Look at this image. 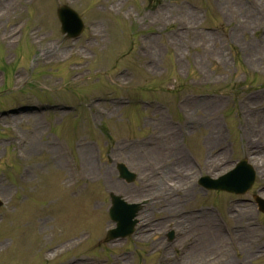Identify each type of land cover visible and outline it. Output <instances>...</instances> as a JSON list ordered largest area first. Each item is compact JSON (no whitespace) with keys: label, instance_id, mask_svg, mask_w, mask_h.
<instances>
[{"label":"rangeland","instance_id":"obj_1","mask_svg":"<svg viewBox=\"0 0 264 264\" xmlns=\"http://www.w3.org/2000/svg\"><path fill=\"white\" fill-rule=\"evenodd\" d=\"M161 1L166 3L165 8L159 6ZM217 1L222 4L226 2L225 10L215 7ZM249 1L37 0L33 5H24L25 26L27 22L28 26L19 36L22 40L20 44L18 42L15 52H11L13 57L9 50L14 46L9 49L5 47L7 55L10 53L11 62L6 59L5 48L0 47V118H5L3 112L38 105L53 106L59 101L78 106V110L66 114L40 115L39 128L35 125L33 135L26 131L32 126L28 120L17 125L8 120L0 121V138L5 139L0 140V173L3 174L0 175V264H70L76 260H85L86 264H264V216L256 212L251 193L241 197L224 195L216 202L219 209L228 210L231 218H234H230L232 226H242L249 240L257 242L256 247L262 254L258 259H250V249L243 252L242 248L236 251L227 248L228 251L220 252L207 251V246H203L205 251H201V241L197 244L196 240L204 231L202 219L206 217L203 218L202 213L192 218L180 214L214 200L210 195L204 197L198 190H192V177L198 176L201 169L206 172L208 168L207 173L203 174L215 175L217 171L220 175L229 170L230 164L224 143L227 138L221 134L222 140L215 144H212V139H209L210 144L206 140L208 128L212 125L211 128L219 134L215 121H205L210 116H216L217 112L209 111L206 108L208 104H201V100H190L189 95L198 92L227 95L231 98L230 102L220 100V105L223 104L227 110H235L237 116H242L241 101L249 92L260 94L252 110L264 106V0H255L249 7L256 18L247 20L243 8H248ZM57 3L74 9L80 14L84 25L93 23L94 32L97 31L96 39H91L86 31L76 41L64 39L54 17ZM9 4L10 1L5 2L1 13L4 18L0 20V25L7 24L4 32L11 28L15 38L18 22L11 15ZM120 5L123 6L122 12L133 11L136 14L131 16L130 22L120 19ZM34 10L40 14L39 18L35 17ZM102 22L106 23L107 29L103 30ZM31 25L40 30L38 38L42 40V45L48 44L51 51L52 47L60 50L52 52L48 60L66 58L68 52L77 50L79 55L72 57L75 65L68 61L48 66L41 63L33 67L35 48L28 35ZM137 35L145 36L148 40L149 48L143 56L135 54L139 46L135 41ZM153 38L155 44H151ZM155 45L160 48L159 52L152 50ZM148 60L150 65L147 64ZM69 66L81 73L80 85H76L71 79L72 74L66 71ZM125 66L134 73L131 80V75L121 73L120 84L131 83L122 90L113 76L118 69H127ZM19 72H24L27 77L22 73L23 85L16 86L15 77ZM154 86L156 98L166 104L186 96L183 115L172 116L179 119L177 126L169 124L168 116H141L139 126L136 120L131 125L128 119L132 120L134 116L122 110L125 114L120 111V118L119 110L110 104L100 103L103 101L100 97H105L107 92L122 96L126 94L124 91L142 101L148 93L134 88L142 87V90L150 92ZM97 97L99 99L95 100L89 116L85 101ZM204 99L205 102L212 100ZM102 106H108L111 111L100 118L101 113L97 111ZM132 108L139 118V114H142L137 110L138 106L133 105ZM255 116H262L264 126V112ZM145 118L150 119L145 121ZM217 118L226 135H229L225 120L232 117ZM236 121L240 122L239 117L235 118ZM252 122H257V119ZM195 124L205 126L192 131ZM239 135L235 141L240 151L243 139ZM182 136L184 142L180 141ZM253 136L256 140L254 148L259 150L251 159L258 175L255 192L264 198V137L259 140L257 135ZM20 139L37 145L32 155L27 148L23 153L15 149L13 142ZM46 140H50L51 144H46ZM131 140H137L130 150L137 161L136 164L129 162L128 166L138 172L139 177L136 187L129 192V185L115 182V163L126 158L118 155L116 149ZM145 141H150L149 147L143 144ZM53 147L57 150L50 151ZM215 149L211 160L206 161ZM195 151V155L201 156L203 153L199 161L200 169L192 168L187 157V153L194 157ZM16 153L25 156L18 159ZM220 155L225 156L228 165L219 161L214 169H210V164ZM180 160L193 172L178 177L177 181L172 173L180 169ZM125 162L128 164L127 159ZM29 168L34 171L20 180L17 174H21L22 178ZM168 184L179 187L181 193L169 189ZM109 194L121 195L132 203L150 199L139 214L140 225L135 237L108 244L102 242L107 229L112 227L107 216ZM230 209L236 212L232 213ZM83 211L84 214L81 213ZM238 214L242 220L236 223L233 220L239 221L236 217ZM174 215L177 216L174 218ZM208 216L219 233L220 228L214 217ZM165 217L168 221L164 220ZM190 219L196 221L193 231L189 229ZM150 225H154L153 231H149ZM169 225L176 234L183 233L172 244L165 239ZM197 229L198 233L194 235ZM87 232L91 235L90 240L79 246L78 243L86 239ZM259 235L260 240L257 239ZM81 237L84 238L78 242ZM222 237L227 243L225 236ZM66 242L72 244L71 248L62 252L63 247L61 254L52 256V249ZM189 242L193 243L192 247L186 251L180 263L176 262L173 253L181 255L182 244ZM228 252L231 260L226 256Z\"/></svg>","mask_w":264,"mask_h":264},{"label":"bare ground","instance_id":"obj_2","mask_svg":"<svg viewBox=\"0 0 264 264\" xmlns=\"http://www.w3.org/2000/svg\"><path fill=\"white\" fill-rule=\"evenodd\" d=\"M241 9H242V6H240ZM244 11H246V14H247V20H251L253 18H256V14L254 11H251L249 8L245 9L243 8ZM3 10V6L2 4H0V19L2 17V14H1V11ZM191 13V12H189ZM97 32V31H96ZM96 32H95V35H96ZM9 34V32L7 33ZM2 40L7 42L8 45H10V38H9V35L8 36H2ZM39 42H41V39L38 40ZM156 40L155 39H152V42L151 44H154ZM149 43H150V40H149ZM152 50L155 52H159L160 51V48L158 46H153L152 47ZM60 50H55L54 48H52V51L51 49L49 48V45L48 44H45L42 46L41 48V53L45 56V57H42L43 60H47L48 56L52 53V52H59ZM51 61H56V59H52ZM25 120H29L31 121L32 124H35L36 125V128L38 129L39 128V117L37 115H29V116H16V117H13L11 118V121L15 124H20L21 122H24ZM38 122V123H37ZM35 140V139H33ZM46 144H51L49 142H46ZM50 146H53V145H50ZM172 147L176 148V145L172 144ZM27 148L28 152L32 155L33 154V151H35L37 149V145L34 144L33 142L32 143H27L25 144L23 150ZM57 149L56 148H52L50 151H56ZM59 151V150H58ZM57 156H58V153L57 152H54ZM60 154V152H59ZM85 158V156L83 155V159ZM181 161V160H180ZM88 166V165H87ZM181 166V167H180ZM180 169L177 171V172H173L172 175H175L176 177H184L185 175H187V173H189L190 171V168H188L187 166H185V164L183 163V161H181V164H180ZM60 167V166H59ZM88 171H90V166H88ZM61 168V167H60ZM62 169V168H61ZM34 171V169H30L29 173ZM29 173L26 172L25 175L28 177L29 176ZM0 189L1 188V181H0ZM5 189V188H4ZM240 240H242V242H244V238H243V235L242 236H238ZM222 235L221 234H218L217 230L214 228L213 224L211 223L210 220H207V225L205 227V230L202 232V240L204 242H202V244L200 245L201 248L204 246H207V249L208 250H212V249H215L216 247L219 248L223 245V240H222ZM64 247V249H69L71 247V244L66 242L63 246H60V247H56V248H53L52 249V255H56L58 253L61 252V249ZM248 247H245L242 245V250L243 252H248ZM203 250V248L201 249V251ZM197 251H200V249H198ZM205 251V250H203ZM82 264H85L84 262H82Z\"/></svg>","mask_w":264,"mask_h":264},{"label":"water","instance_id":"obj_3","mask_svg":"<svg viewBox=\"0 0 264 264\" xmlns=\"http://www.w3.org/2000/svg\"><path fill=\"white\" fill-rule=\"evenodd\" d=\"M63 21H64V22L67 21L66 18H63ZM73 33H77V32L74 31ZM118 201H119L118 198H113V202H114V204H115V208L113 209L112 216H113L114 219L116 218V216H115V211L117 210V213H118V209L116 208L117 205L120 204V202H118ZM135 211H136V209L134 208V212H135ZM132 213H133V212H131V214H132Z\"/></svg>","mask_w":264,"mask_h":264}]
</instances>
